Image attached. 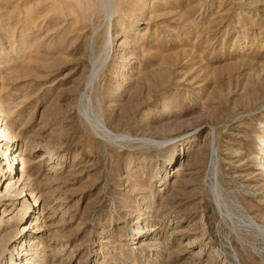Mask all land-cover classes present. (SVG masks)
Instances as JSON below:
<instances>
[{
  "label": "rangeland",
  "instance_id": "374dc122",
  "mask_svg": "<svg viewBox=\"0 0 264 264\" xmlns=\"http://www.w3.org/2000/svg\"><path fill=\"white\" fill-rule=\"evenodd\" d=\"M0 128V264H264V0H0Z\"/></svg>",
  "mask_w": 264,
  "mask_h": 264
},
{
  "label": "bare ground",
  "instance_id": "6f19581e",
  "mask_svg": "<svg viewBox=\"0 0 264 264\" xmlns=\"http://www.w3.org/2000/svg\"><path fill=\"white\" fill-rule=\"evenodd\" d=\"M1 125H2V122H1ZM4 140L8 141V136L4 132V129L3 128H0V144ZM263 141H264V139H263ZM10 147L11 146L8 145V149H6L4 151L5 157H3V159L5 160V162L3 164L6 166L5 173H8L9 172L10 175L8 177H6L5 176L6 174L5 175L2 174L3 172L0 173L1 174V179H3L4 182L5 181L7 182L6 187H4L5 189H0V204H4L5 205L6 203H8L7 206L14 205V203H15V198H12L11 192L13 191L12 188H14L13 186L16 183L14 181H13L14 183H12V178L13 177H11V175L13 173H15V169L17 168L15 166V164L18 165V163H19L17 156L16 155L14 156V153L11 152ZM261 150L263 152V157L262 158H259L260 159V162L259 163L263 166V169H264V148L261 149ZM26 195H27V193H24L23 192V194L21 195L20 198H22L23 196L25 197ZM30 206L31 205H30V203H29L28 200L23 202V205L20 207L19 214H17L18 217H19L18 218V221L20 220V218H22V220H24V219L30 217V214H29V207ZM1 220H2V217L0 218V221ZM29 230H30L29 226L26 225V224H24V225L21 226V233H19V236H16L17 239H19V238H21L23 236V238H22L23 239L22 246L25 245V247L21 248V251L19 253L20 254V257H21L20 260L23 261V264H33L34 261H32V258L34 259L36 257V260L38 259V256H37L38 255V252H37L38 250L36 252H32L31 249L26 248L27 245H28V247H30V246H29V243L26 244V241L24 239V236L27 234V232ZM136 231H137L136 233H140L141 232L139 229H137ZM12 240H10V241H12ZM29 242H30V244L35 245V244H33V241H29ZM39 244L40 243L38 242V244H36V245H39Z\"/></svg>",
  "mask_w": 264,
  "mask_h": 264
}]
</instances>
